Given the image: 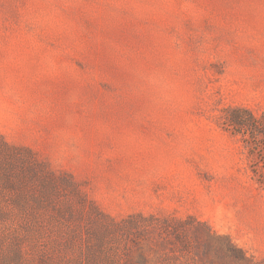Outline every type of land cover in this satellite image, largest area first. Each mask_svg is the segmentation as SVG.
Instances as JSON below:
<instances>
[{
  "label": "rangeland",
  "instance_id": "374dc122",
  "mask_svg": "<svg viewBox=\"0 0 264 264\" xmlns=\"http://www.w3.org/2000/svg\"><path fill=\"white\" fill-rule=\"evenodd\" d=\"M0 264H264V0H0Z\"/></svg>",
  "mask_w": 264,
  "mask_h": 264
},
{
  "label": "trees",
  "instance_id": "16d2710c",
  "mask_svg": "<svg viewBox=\"0 0 264 264\" xmlns=\"http://www.w3.org/2000/svg\"><path fill=\"white\" fill-rule=\"evenodd\" d=\"M235 114L238 115L237 119L241 122L237 127L241 129L245 128L250 132V139L252 140L251 143H253L254 149L263 150V145L260 144L258 139V135L262 134L260 133L261 130L259 129V123L256 122L253 116L246 111L237 110L235 111Z\"/></svg>",
  "mask_w": 264,
  "mask_h": 264
}]
</instances>
